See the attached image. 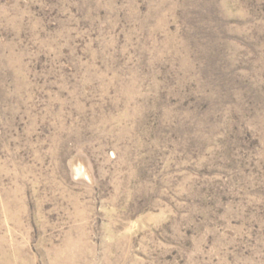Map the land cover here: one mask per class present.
<instances>
[{
  "label": "rangeland",
  "instance_id": "1",
  "mask_svg": "<svg viewBox=\"0 0 264 264\" xmlns=\"http://www.w3.org/2000/svg\"><path fill=\"white\" fill-rule=\"evenodd\" d=\"M0 264H264V0H0Z\"/></svg>",
  "mask_w": 264,
  "mask_h": 264
}]
</instances>
